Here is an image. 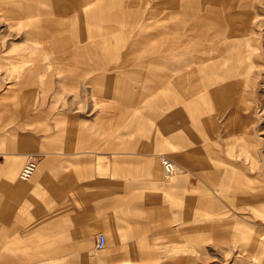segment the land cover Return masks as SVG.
<instances>
[{
	"label": "rangeland",
	"instance_id": "374dc122",
	"mask_svg": "<svg viewBox=\"0 0 264 264\" xmlns=\"http://www.w3.org/2000/svg\"><path fill=\"white\" fill-rule=\"evenodd\" d=\"M227 1L226 6L239 7L241 14L240 39L229 50L235 58L193 64L200 83L189 101L200 103L201 112L192 113L189 131L181 122L176 126L171 115L172 60L163 55L169 53L174 21L169 6H155L159 0H0L2 21L12 28L1 25L2 40L33 44L30 40L41 38L40 26L61 27L60 46H54L49 35L47 59L30 47L32 66L44 68L35 107H67L70 103L61 98L69 94L78 108L92 107L96 119L66 126L65 133L78 134L75 149L98 174L122 165L130 170L124 200L127 214L132 212L130 223L127 214L116 223L105 222V212L98 210L96 228L83 218L80 223V235H91L92 246L83 251L82 238L70 244L58 240L66 254L32 255L30 263L98 264V255L106 264L108 250L129 260L122 264H264V0ZM86 3L92 5L85 12ZM206 23L199 20L194 52L200 56L221 38L214 24ZM239 54L255 66L245 78L240 74L248 62ZM241 82L251 83L248 101L240 94ZM227 84L234 91L233 108L223 106L221 94L214 95L215 100L211 95ZM55 118L34 127L56 134ZM101 119L106 133L95 125ZM122 150L129 153L123 163L117 156H106ZM162 156L177 166L169 178ZM148 159L155 161L153 169L146 166ZM26 161L19 160L18 180ZM142 206L147 208L145 215ZM101 233L107 245L97 250Z\"/></svg>",
	"mask_w": 264,
	"mask_h": 264
},
{
	"label": "crops",
	"instance_id": "0c3cea01",
	"mask_svg": "<svg viewBox=\"0 0 264 264\" xmlns=\"http://www.w3.org/2000/svg\"><path fill=\"white\" fill-rule=\"evenodd\" d=\"M227 2V0H159L154 4L156 6L164 3L169 6L174 19L169 53L163 54L172 60L173 75L168 85L171 94V115L176 126L181 122L189 131H192L190 123L192 113L201 112L200 103L189 101L192 95L197 94L200 83V75L195 73L194 70L197 68L193 69V64L235 58L229 50L234 48L235 40L240 39L237 21L238 15L241 14L238 11L239 7L226 6ZM91 5L92 3L84 4L83 11L86 12ZM2 12L0 8V29L1 25H5L6 30L12 29L6 26V19L2 21ZM200 19H205L207 25L208 21L213 23L218 33H221L219 43L203 50L204 56L195 53ZM139 24L146 26V22ZM58 25L50 27L46 23L40 26L37 30L41 31V38L30 40L33 44H28L24 39L0 38V48L4 46L8 48L0 50V264H40L30 263L29 256L44 253L66 254L65 247L58 245V240H67L63 243L70 244V240L82 238L79 243L81 249L85 251L93 245V240L89 234L80 235L82 218L90 228H96L98 210L105 212V222L110 223H116L127 214L128 208L124 200H127L129 193L127 189L129 168L123 165L115 169L107 167L105 174H98L96 167H92L89 160L81 158V154L76 151V143H79L78 134L65 133L66 126L76 127L81 120L96 119L97 112L92 107L88 110L78 108L73 103L72 94L63 95L61 98L62 102L67 100L70 103L67 107L58 103L54 110L49 108V104L41 109L34 105L39 93L37 89L41 85L39 77L44 68L41 65L32 66L35 60L30 47L39 50L40 55L37 52L39 57L47 59L49 35L54 46L61 45L62 37L59 34L61 27ZM208 51L212 54H208ZM130 54L142 53L132 51ZM238 56L244 57L248 62V69L240 74L241 78H245L255 66H251L252 62L246 56L240 54ZM221 71L219 69V73ZM11 77L17 80H11ZM244 85V83L241 85L240 94L248 101L251 83L247 82L246 87ZM231 86L227 84L211 92L212 96L221 94L223 97L220 102L227 108L234 106V91ZM71 89L77 91L76 87ZM213 99H216L215 96ZM54 115L56 134L43 133L34 127L35 124L45 122ZM231 122L229 119L227 126ZM95 125L103 133L108 131L102 119L97 120ZM239 139L241 142L244 141L243 136ZM121 141H124L123 136ZM241 148L242 153L247 155L245 146ZM47 155L49 157L44 158ZM106 156H110L111 159L117 156L123 163L124 159L129 157V153L122 150L115 154L106 153ZM22 158L39 159L37 173L28 182L15 178L19 160ZM154 162L153 159H148L146 166L153 169ZM140 209L145 215L147 208L142 206ZM131 213L128 211L127 214L129 223ZM104 256L106 264L129 262L120 255L110 254L108 250ZM96 258L97 263L101 264L98 255Z\"/></svg>",
	"mask_w": 264,
	"mask_h": 264
},
{
	"label": "built area",
	"instance_id": "2783aa9c",
	"mask_svg": "<svg viewBox=\"0 0 264 264\" xmlns=\"http://www.w3.org/2000/svg\"><path fill=\"white\" fill-rule=\"evenodd\" d=\"M38 158H29L21 169L19 179L23 182H28L33 179L38 168ZM164 175L166 178L173 176L176 173V164L169 157L162 156L161 159ZM96 249L103 250L107 245V236L103 233L97 237Z\"/></svg>",
	"mask_w": 264,
	"mask_h": 264
},
{
	"label": "bare ground",
	"instance_id": "6f19581e",
	"mask_svg": "<svg viewBox=\"0 0 264 264\" xmlns=\"http://www.w3.org/2000/svg\"><path fill=\"white\" fill-rule=\"evenodd\" d=\"M193 6V5H192ZM184 10V9H183ZM192 11V10H191ZM200 11V10H199ZM179 52V51H178ZM176 170H177V166H176Z\"/></svg>",
	"mask_w": 264,
	"mask_h": 264
}]
</instances>
